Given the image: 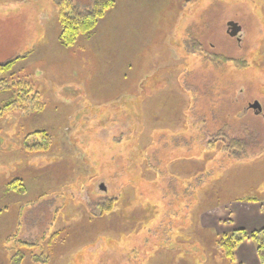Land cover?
<instances>
[{"label": "rangeland", "instance_id": "rangeland-1", "mask_svg": "<svg viewBox=\"0 0 264 264\" xmlns=\"http://www.w3.org/2000/svg\"><path fill=\"white\" fill-rule=\"evenodd\" d=\"M58 2L0 0V108L20 81L45 104L0 118V264H230L217 236L264 198V0H115L70 47Z\"/></svg>", "mask_w": 264, "mask_h": 264}, {"label": "trees", "instance_id": "trees-1", "mask_svg": "<svg viewBox=\"0 0 264 264\" xmlns=\"http://www.w3.org/2000/svg\"><path fill=\"white\" fill-rule=\"evenodd\" d=\"M115 0H92L89 7L81 9L73 0H59L58 7V18L60 23V42L67 47L75 45L81 35H89L96 28L101 18H103L107 11L114 6ZM224 60L230 61L229 57L222 56ZM19 59L16 58L13 61L7 62L2 65L3 68H9ZM246 65L240 63V66ZM18 90L15 92L13 98H11L3 107L0 108V118L6 114L15 112L16 110L21 111H41L44 109L45 104L41 100V96L34 88H32L30 82L20 81L17 82ZM25 88V89H24ZM8 88L5 86L0 87L1 91H5ZM35 136L40 137L41 143H37L33 146L35 152L48 151L53 144V137L51 134L44 130L36 131ZM222 142L217 138L209 144L210 150H220L228 154H240L245 148L246 143L240 138H230L228 141H223L222 147H219V143ZM258 201V200H254ZM116 199L104 198L101 202V212L112 211ZM246 240L254 242L257 250V254L261 264H264V228L248 232L245 229H235L230 232L221 233L217 236V247L221 250L223 258L229 261L230 264H235V251L238 247ZM24 244H20L21 247ZM34 258V257H33ZM36 262H42V258H34ZM25 256L22 252L16 254L12 260V264H23Z\"/></svg>", "mask_w": 264, "mask_h": 264}, {"label": "crops", "instance_id": "crops-1", "mask_svg": "<svg viewBox=\"0 0 264 264\" xmlns=\"http://www.w3.org/2000/svg\"><path fill=\"white\" fill-rule=\"evenodd\" d=\"M251 213H254V216L264 217V198L254 201L246 207L240 206L237 211H234L233 216L234 221H238L240 224V228L245 229L248 232L264 228V226L256 228V225L253 222H250L251 217H253L250 215ZM245 223L249 226H244ZM248 227L250 229H248ZM235 264H261L254 242L246 240L238 247L235 251Z\"/></svg>", "mask_w": 264, "mask_h": 264}, {"label": "water", "instance_id": "water-1", "mask_svg": "<svg viewBox=\"0 0 264 264\" xmlns=\"http://www.w3.org/2000/svg\"><path fill=\"white\" fill-rule=\"evenodd\" d=\"M241 31H242V27L240 26L239 23L234 22V21L229 22V24H228V33L231 36L239 37ZM250 106H251V108H253L256 111V113H259V112L262 111V105H261V103L259 101H255ZM101 188L105 189V186L101 185Z\"/></svg>", "mask_w": 264, "mask_h": 264}]
</instances>
